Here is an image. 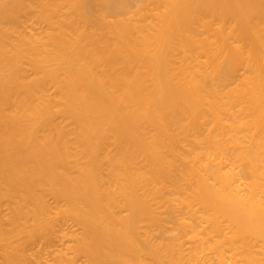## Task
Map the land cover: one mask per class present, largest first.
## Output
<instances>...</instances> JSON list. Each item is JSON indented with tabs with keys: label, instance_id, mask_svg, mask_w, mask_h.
I'll return each instance as SVG.
<instances>
[{
	"label": "bare ground",
	"instance_id": "obj_1",
	"mask_svg": "<svg viewBox=\"0 0 264 264\" xmlns=\"http://www.w3.org/2000/svg\"><path fill=\"white\" fill-rule=\"evenodd\" d=\"M0 264H264V0H0Z\"/></svg>",
	"mask_w": 264,
	"mask_h": 264
}]
</instances>
